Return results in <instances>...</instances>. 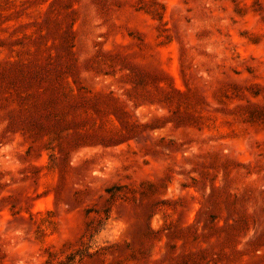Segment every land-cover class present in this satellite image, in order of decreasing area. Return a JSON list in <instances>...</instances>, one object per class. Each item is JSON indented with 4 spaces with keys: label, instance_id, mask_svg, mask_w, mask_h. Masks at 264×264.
<instances>
[{
    "label": "rangeland",
    "instance_id": "1",
    "mask_svg": "<svg viewBox=\"0 0 264 264\" xmlns=\"http://www.w3.org/2000/svg\"><path fill=\"white\" fill-rule=\"evenodd\" d=\"M264 264V0H0V264Z\"/></svg>",
    "mask_w": 264,
    "mask_h": 264
},
{
    "label": "trees",
    "instance_id": "2",
    "mask_svg": "<svg viewBox=\"0 0 264 264\" xmlns=\"http://www.w3.org/2000/svg\"><path fill=\"white\" fill-rule=\"evenodd\" d=\"M198 262H195L194 260L191 262L192 264H208V262H205V259L199 258V260H196Z\"/></svg>",
    "mask_w": 264,
    "mask_h": 264
}]
</instances>
